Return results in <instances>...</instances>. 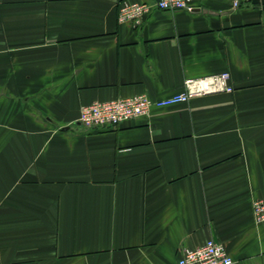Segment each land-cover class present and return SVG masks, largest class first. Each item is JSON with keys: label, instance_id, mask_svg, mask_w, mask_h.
I'll return each instance as SVG.
<instances>
[{"label": "crops", "instance_id": "obj_1", "mask_svg": "<svg viewBox=\"0 0 264 264\" xmlns=\"http://www.w3.org/2000/svg\"><path fill=\"white\" fill-rule=\"evenodd\" d=\"M0 0V264H178L213 239L264 264V4ZM229 72L234 92L89 130L80 108Z\"/></svg>", "mask_w": 264, "mask_h": 264}, {"label": "built area", "instance_id": "obj_2", "mask_svg": "<svg viewBox=\"0 0 264 264\" xmlns=\"http://www.w3.org/2000/svg\"><path fill=\"white\" fill-rule=\"evenodd\" d=\"M209 0H159L152 4L131 3L125 1L119 8V22L140 26L146 15L153 10L194 11L199 4ZM233 10H238L256 0H227ZM234 92L229 72H223L203 78H188L184 82V91L175 96L153 101L146 95L121 98L108 102H94L80 108L78 122L89 130L117 129L123 124L149 118L153 109L167 108L176 104L188 103L194 98L212 94ZM252 211L255 223L264 224V198L253 201ZM226 246L213 239L203 246L191 249L183 248L178 264H234Z\"/></svg>", "mask_w": 264, "mask_h": 264}, {"label": "water", "instance_id": "obj_3", "mask_svg": "<svg viewBox=\"0 0 264 264\" xmlns=\"http://www.w3.org/2000/svg\"><path fill=\"white\" fill-rule=\"evenodd\" d=\"M157 1H159V0H157ZM254 3H262V4H264V0H256Z\"/></svg>", "mask_w": 264, "mask_h": 264}]
</instances>
